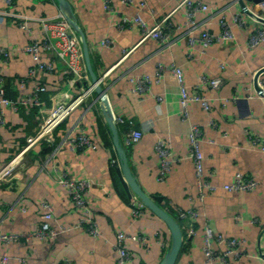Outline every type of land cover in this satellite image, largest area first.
<instances>
[{"label": "crops", "instance_id": "1", "mask_svg": "<svg viewBox=\"0 0 264 264\" xmlns=\"http://www.w3.org/2000/svg\"><path fill=\"white\" fill-rule=\"evenodd\" d=\"M141 1L113 0L114 12H110L105 8V0H15L12 4L0 0V46L10 50L1 69L6 95L14 100L24 99L40 83L47 88L40 92L39 104L5 108L6 123L0 125V168L24 148L50 110L65 100L61 96L63 89L73 93L81 89L80 83L69 82L71 74L64 62H58L52 72L31 76L35 61L23 47L32 40L45 38L40 18L55 17L64 3L68 4L74 31L85 43L89 59L85 57L88 80L82 86L110 70L102 85L108 103L100 101L96 90L52 136L34 145L25 156L20 177L9 184L0 183V232L30 235L29 239L23 236L17 242H0V255L6 253L9 264H117L119 230L150 236L147 245L127 241L133 254L129 264H158L162 259L171 242V231L148 207L141 217L133 216L132 201L141 199L126 191L117 170L121 159L109 113L112 117L132 119L134 129L143 132L140 141L129 143L131 128L115 123L120 145L143 190L152 197L160 196L159 204L168 212L178 214L191 208L197 211L190 222L180 220L183 243L176 264H211L204 253L207 226L216 234L245 239L240 256L217 259L213 264H264V150L251 140L252 134L264 137V99L256 78V72L261 70L258 79L264 88V42L249 45L250 33L263 23L243 11L244 6L256 2L202 0L210 9L196 14L195 34L201 29L220 32L223 16L234 32L233 39L205 47L189 42L185 9H175L180 0H146L141 10L150 25L170 14V21L177 28L168 44L162 45L154 38L142 40L137 24L120 28L117 22L121 16L135 14ZM241 12L246 20L242 26L234 19ZM22 23L27 27L23 28ZM105 37L113 40L111 46L102 44ZM43 57L54 58L50 54ZM172 62L183 68L189 92H202L211 104L207 111L200 102L191 103L190 122L184 118L180 88L169 68ZM158 64L165 66L159 80ZM142 74L151 77L149 90L144 94L131 92L130 79ZM202 75L221 77L222 81L216 86H198ZM191 122L203 129L205 177L217 186L203 199L199 196L188 138ZM81 131L95 139L96 149L74 151L69 140L65 141L67 134L71 138ZM160 139L173 156L165 181L158 179L160 159L155 144ZM63 171L72 178L91 182L87 198L101 232L99 236L93 237L84 225L79 226L85 212L57 181ZM237 172L255 178L257 187L251 191L225 189L223 185L233 182ZM45 200L53 207L54 219L49 223L57 234L41 240L36 231L46 221L47 209L42 205ZM214 247L219 250L226 245L215 243Z\"/></svg>", "mask_w": 264, "mask_h": 264}, {"label": "built area", "instance_id": "2", "mask_svg": "<svg viewBox=\"0 0 264 264\" xmlns=\"http://www.w3.org/2000/svg\"><path fill=\"white\" fill-rule=\"evenodd\" d=\"M8 4H12L15 0H5ZM125 3H132L133 0H122ZM146 5V0H142L140 3V8L138 11L131 15L121 16L117 25L120 28L126 26H132L137 24L142 31V40L147 38L158 39L162 45L168 44L172 32L177 26L170 21V14L167 16L156 20V23L150 25L147 20L142 16L141 10H143ZM185 9L186 15V25L188 26L187 38L191 44L199 42L203 46L208 47L214 42L231 40L234 38V32L231 24L223 16L220 19V32H212L208 29H201L199 34H195L196 25V14L199 11L209 10L210 6L203 2L202 0H180L175 9L180 8ZM105 8L114 12L113 0H105ZM243 11L246 14L253 16L259 22H262V26L256 27L251 33L249 38V45L251 47L257 46L264 42V0L256 2L253 6H244ZM235 22L239 25H245L246 20L241 13H237L234 16ZM40 22L45 30V38L41 41L32 40L23 47L25 52L32 55L35 65L30 69L31 76L36 75L38 72H52L58 62H64L68 67V71L71 74L69 82L73 84L78 82L81 85V89L73 93L67 88L62 90L61 96L65 99L64 101L58 102L51 110L48 116L45 117L43 121L40 122L37 131L29 136L27 144L21 149L17 154H15L2 168H0V183L9 184L17 177H20L22 171L25 169L24 160L25 156L34 145L39 141H44L43 139L52 136V134L59 128L78 108H80L98 87H102L103 83L107 81V77L110 70L105 71L100 76L96 77L95 80L89 82L87 86H82L85 80H88V68L86 57L85 43L81 42L80 38L74 31V21L69 12L68 4L63 5V9L56 14L55 17L40 18ZM23 28L27 25L22 23ZM102 44L105 46H111L113 40L110 37H105L102 39ZM127 51V50H125ZM50 54L53 55V59L45 60L43 55ZM10 56V50L8 48L0 46V125L6 123L5 108L12 107L18 109L21 105L27 104H39L40 103V92L47 90L46 85L40 83L36 86L33 93L29 94L24 99H11L6 95L4 87V77L1 73L2 63L8 60ZM172 75L176 78L181 94V105L184 110V118L189 120V105L193 102H200L203 108L207 111L211 110V104L209 99L202 93L195 91L193 93L189 92L188 86L185 81V74L183 68L172 62L169 66ZM165 70L163 64H158L157 68V79L159 80ZM130 81L133 83L130 91L136 94H144L149 90L151 77L149 74H142L138 77H132ZM222 81L221 77L209 78L208 76L202 75L198 86L202 83L216 86ZM264 84V81L263 83ZM261 86V81H260ZM263 86V85H262ZM261 86V87H262ZM106 92V90H105ZM107 94V92H106ZM260 96L264 99V88L262 87V94ZM159 100L162 99L161 96H157ZM114 121L117 125H126L131 130L128 133L127 141L129 143H137L143 136L142 130L134 129V122L132 119L116 115L114 116ZM70 134L65 136V141L69 140L70 146L74 151H85L88 148L96 149L98 147L95 139L85 131L77 133L74 137L69 138ZM203 129L197 123H190L188 138L190 147L192 149V158L195 165L197 184L199 189V196L203 199L207 194L215 191L217 186L210 182V180L205 177V154L202 148L203 140ZM46 140V139H45ZM251 140L253 144L259 145L262 150H264V137L259 135H251ZM155 149L160 159V169L158 174V179L160 181H165L168 177L173 162V156L170 148L166 142L162 139L157 140L155 144ZM57 181L65 186L72 197L74 204L84 210L85 215L81 219L79 226L84 225L88 234L93 237L99 236L101 234L99 230L98 223L92 217V208L90 206L87 194L89 188L91 187V182L86 178H72L68 176L66 171H63L57 177ZM257 180L251 176H247L242 172H237L236 177L233 182H229L223 185L227 190H242L251 191L257 187ZM42 205L47 209L44 213L43 224L37 227L36 236L44 240L46 238H53L57 234L49 220L54 219L53 207L48 201H43ZM132 214L134 217L139 218L145 213V208L147 206L139 200L132 201ZM179 219L183 222H190L197 216V211L194 209L181 210L178 212ZM70 227H63V230H68ZM191 232H194L193 228H190ZM26 239L30 238L27 233H2L0 232V242L7 244L10 242H17L22 237ZM150 236L145 234H129L123 230H119L116 233V248L119 252L117 264H129L133 254L131 249L127 246V241L139 242L140 244L147 245ZM215 243H224L226 247L224 249L217 250L214 247ZM245 243V239L237 237H227L222 233H215L209 226H207L205 233V245L204 253L207 263L213 264L215 260L219 259L225 261L231 255L240 256L241 250ZM169 246V245H168ZM166 246V249L167 247ZM165 249V251H166ZM164 251V252H165ZM0 264H9V257L6 253L0 255Z\"/></svg>", "mask_w": 264, "mask_h": 264}, {"label": "water", "instance_id": "3", "mask_svg": "<svg viewBox=\"0 0 264 264\" xmlns=\"http://www.w3.org/2000/svg\"><path fill=\"white\" fill-rule=\"evenodd\" d=\"M251 1L259 2L262 0H251ZM64 4H66V3H64ZM85 49H86V46H85ZM86 58L88 61L89 59L87 56V49H86ZM260 73H261V70H258L256 72V78H257V82H258L260 92H261L262 90H261V86L259 84V79H258ZM95 79H96V76H94V80ZM97 90L99 92L100 101L107 104L108 103V97H107L105 90L102 87H98ZM109 117H110L109 120L112 124L114 142H115L116 147L118 149L119 156L121 157V164H120V166H118L117 170L123 178V184H124L126 191L130 195H132L133 193L138 195L140 197L141 201L149 209H151L163 222H165L171 231L170 246L165 251L162 259L159 261L158 264H176L180 250H181V246L183 243V233H182L181 226L178 223V221L174 218V216L171 215L170 212H168L165 208H163L159 204L161 197L160 196H154V197L150 196L149 194H147L143 190V188L137 182V180H136L135 176L133 175L131 168L129 166L127 153H126L125 149L120 145L118 133H117V128H116V124L114 121V117H112L110 113H109Z\"/></svg>", "mask_w": 264, "mask_h": 264}, {"label": "trees", "instance_id": "4", "mask_svg": "<svg viewBox=\"0 0 264 264\" xmlns=\"http://www.w3.org/2000/svg\"><path fill=\"white\" fill-rule=\"evenodd\" d=\"M51 151H52V149H51ZM49 153H50V152H49ZM120 159H121V157H120ZM169 212H170V211H169ZM170 213H171V215L174 216V218L178 221V223H179L180 226H181L182 223L180 222L179 215H178L176 212H175V213H174V212H170ZM169 246H170V244H169ZM169 246H168V247H169ZM168 247H167V249H168ZM167 249H166V250H167ZM164 253H165V252H164Z\"/></svg>", "mask_w": 264, "mask_h": 264}]
</instances>
